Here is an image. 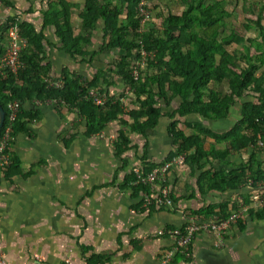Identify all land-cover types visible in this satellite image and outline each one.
<instances>
[{
    "label": "trees",
    "instance_id": "16d2710c",
    "mask_svg": "<svg viewBox=\"0 0 264 264\" xmlns=\"http://www.w3.org/2000/svg\"><path fill=\"white\" fill-rule=\"evenodd\" d=\"M84 0L81 14V29L73 36L71 25V9L69 0H57L56 10L43 13L42 28L53 27L54 34L61 48L73 59L91 63L95 56L105 46L117 51L111 73L124 83L127 92H131L139 107L128 112L124 111L118 98L107 97L99 105H95L90 96L91 89L103 88L113 85L112 78L107 80L98 71L91 80L70 72L64 68L61 71V84L59 86L45 83L50 76L51 66L46 63L43 53V41L45 40L42 30L36 31L30 24L21 23L19 26L21 36L26 39L27 47L22 52L21 61L23 68L16 74L9 71L0 72V106L5 112V120L0 130V143L10 128V137L16 138L23 134L30 140L34 136L27 126L30 123L39 122L42 118L39 106L47 102H56L67 109L75 110L79 118L85 121L83 136L91 138L105 129L111 121H118L120 129L117 131L114 151L116 157L131 149L130 141L123 127L129 126L130 131L145 138L140 157L142 163V178H146L153 171L154 164L148 160V142L146 131L157 126L163 117L162 103L167 106L174 99H179L178 108L167 114L170 120L175 115L185 117L198 116L205 120H222L229 115L230 109L236 102L245 96L249 89L259 90L255 95V102H244L240 109V118L233 126L223 133H213L198 123H186V133L178 128L176 120L167 126V134L172 141L173 150L166 156L163 163H169L176 155L187 156V165L192 172L198 171L196 187L200 193H219L237 191L248 183L252 190L264 186V161L258 158L257 141L264 139V70L256 76V72L264 66V55L258 60L250 58L248 64L240 71H236L233 57L226 51L220 54L217 61L214 58V49L221 38V33L226 29L224 19L228 14L216 4V8L207 3V0H186L187 7L181 15L169 14L164 20L167 39L156 38L150 34H139L140 26L139 4L141 0ZM4 6L11 4L6 0H0ZM53 7H51L52 9ZM125 12V13H124ZM125 16L122 19L121 16ZM13 24L14 20L9 19ZM102 23V46L98 52L90 49L91 38L97 23ZM261 31L262 50H264V30L257 21ZM245 28V27H244ZM0 59L5 53V39L7 31L0 30ZM244 35L234 29L233 35L225 40L224 45L241 44ZM4 43V44H3ZM141 51L147 56L142 59ZM147 62L151 72L141 74L135 67L137 62ZM136 68L137 77L133 75ZM140 71V70H139ZM52 80V79H51ZM227 82L229 90L217 99L206 95L208 86L212 83ZM10 101H18L19 109L15 119L9 121L8 104ZM36 103H39L37 105ZM164 106V107H165ZM55 112L61 118V112ZM131 122L129 123L128 120ZM77 135L63 131L61 142L65 150L69 149ZM210 138L215 144H224L222 149H216L214 145L205 148V141ZM262 140V139H261ZM263 142V141H262ZM10 145L13 143L10 142ZM250 148L247 160L241 164L233 165L227 162L231 153H237ZM11 167L0 169V173L8 181L15 176L23 179L31 177L34 170L42 165L40 160L29 167V171L22 172L20 160L9 150ZM224 163L222 168L212 167V162ZM203 161L208 162L210 169H203ZM128 163L121 160V167L113 173L112 179L101 185H93L88 196L94 191L115 187L119 192L131 190L138 193L134 183L140 180L138 174L130 172L125 180L117 182L118 172L127 167ZM141 187V186H140ZM173 205H177L178 199L170 195ZM247 205L248 199H243ZM153 202L147 208L148 215L157 211L176 213L172 208L165 206L155 209ZM143 203L133 206L137 212H144ZM235 202L223 201L190 211L192 216L202 218L218 217L227 219L233 211L237 210ZM251 219L264 220V207L251 212ZM86 224L84 223L81 233ZM173 226L163 229L164 236L174 230ZM240 229L243 226L240 225ZM123 233L117 235V244L120 245ZM75 244L81 252V257L86 264H104L109 261L106 255L96 254L91 246L81 245L78 239ZM130 244H134L131 240ZM191 249V244L189 246Z\"/></svg>",
    "mask_w": 264,
    "mask_h": 264
},
{
    "label": "rangeland",
    "instance_id": "374dc122",
    "mask_svg": "<svg viewBox=\"0 0 264 264\" xmlns=\"http://www.w3.org/2000/svg\"><path fill=\"white\" fill-rule=\"evenodd\" d=\"M6 1L11 6L7 7L0 3V30L4 29L6 33L10 26L17 25L19 27L22 22L30 24L36 31L42 30L44 37L46 35L48 39H46L47 43L45 40L43 41V53L48 59L46 53L53 51L49 41L53 39V32L51 27L42 28L43 13L56 10L57 0ZM98 2L101 3L100 0ZM206 2L215 8L216 4L220 3V7L228 14L224 19L227 25L226 29L221 33V38L214 49V58L217 61L220 54L226 51L233 57L236 71L240 72L248 64L250 58L258 60L262 56L261 52L264 55V50L261 47V31L257 26V21H259L264 30V0H207ZM69 3L72 6L71 23L76 32L81 23L84 0H69ZM144 5L150 12L149 18L143 21L142 13L139 10L140 26L138 33L150 34L166 40L165 18L169 14L181 15L187 7V2L186 0H144ZM51 7L53 8L51 9ZM121 18L125 19L126 17L123 15ZM9 19H13L14 23L11 24ZM234 29L244 35V41L238 45H224L225 40L233 35ZM101 46L102 23L98 22L93 31L90 49L98 52ZM116 60L117 51L105 46L91 63L77 64L78 74L86 80H91L94 74L100 71L101 76L107 80L112 78L113 85L91 89L90 96L95 105L102 104L107 97L118 98L124 111L128 112L137 109L139 105L134 95L125 90L123 81L112 75L111 68H113ZM263 70L264 66L256 72V76L260 75ZM151 71L152 69L146 61L142 62L137 70L143 75ZM60 79V70H55L50 72L45 83L59 86L61 84ZM228 90L227 82L212 83L208 86L206 95L211 96L212 99H217V97L226 94ZM258 92L259 90L254 92L253 89L246 91L245 96L240 98L230 109L226 119L205 120L194 115L185 117L175 115L173 120H176L178 128L186 133L188 132V128L184 126L186 123H198L213 133H223L238 121L242 104L247 101L255 102V94ZM158 104L163 105L162 113L164 115L159 119L157 126L146 131V140L149 144L147 157L149 162L155 165L153 171L148 175L151 179L142 178L140 172L142 170L140 157L145 138L132 133L129 126H124L123 129L131 142V149L125 151L118 158L114 151L117 131L120 129L118 121L109 122L104 130L91 138H85L83 136L85 121L79 118L75 110L57 105L56 102L43 104L55 122L59 118L60 129L56 135L47 134L46 137L49 138L40 136L35 142L36 145L33 148H37L36 155L42 157L43 162L39 168L35 169V173L31 177L28 179L12 178L5 182L12 191L11 194L15 196L13 204V212L15 211V213L12 216L16 218L13 226L17 232L16 241L20 250L30 253L37 252V250L34 251L36 246L39 251L43 252L45 240L51 238L53 252H56L62 242H69V235L76 237L79 226L83 223L80 218H84L87 223L95 225H99L103 221L108 222L110 218L124 220L123 213L130 210L131 204L137 205L139 202L143 203L144 212L135 213L132 211L133 226L128 233L135 235L138 234V228L146 227L147 231L143 232V235L146 241L151 242L153 239L161 238L157 236V233L163 231L167 226L165 224H173L175 225L174 228L182 226L192 216L189 212L201 205L204 206L205 202L211 205L226 199L232 200V202L240 198L242 201L248 199L245 197L247 195L241 197L238 192L217 196H212V194L200 195L201 197L199 196L197 199L193 197L192 194H198L195 184L198 171L192 172L189 169L187 156L176 155L169 163H163L166 156L173 150L172 141L166 131L167 126L173 120H170L167 114L178 108L179 99H174L167 106L162 101ZM56 109L60 110L61 118L53 111ZM47 120L51 119L47 118ZM126 120L128 119L126 118ZM128 122L131 121L128 120ZM62 131L77 135L67 150L60 144ZM261 139L264 143V139ZM48 141H50L49 144ZM14 142L11 143L14 144ZM204 145L206 149L211 145H214L216 149L224 147V144H215V141L210 138L205 141ZM11 147L12 145H10V150ZM250 151L231 153L226 160L233 165L241 164L246 161ZM257 151L258 158L264 161V155L259 150ZM121 160H125L128 165L118 172L117 182H122L126 175L135 172L140 178L138 182L133 184L138 188V193H133L131 190L120 193L115 188L108 187L96 190L88 196L87 194L93 185H101L112 179L114 171L121 167ZM203 163L202 170L210 169L211 165L213 168L220 169L224 164L218 161L212 162L211 165L206 161ZM166 166L167 169L164 170ZM24 168L29 170L30 167L27 165ZM170 195L179 200L177 205H173ZM248 195L250 196V194ZM77 200H79L78 203ZM153 202H156V210L165 206L169 210L174 208L176 213L169 214L157 211L148 215L146 210ZM240 225L243 226V229H240ZM196 237L194 238L196 239ZM222 237L220 249L213 248L214 239L210 240L209 238L204 247L208 248V252H254L251 253L253 256L243 259L249 260V264H258V257L254 255L257 252H264V220L257 221L246 214L237 222L230 223ZM166 245L168 244L166 243ZM166 247L161 250H167Z\"/></svg>",
    "mask_w": 264,
    "mask_h": 264
},
{
    "label": "crops",
    "instance_id": "0c3cea01",
    "mask_svg": "<svg viewBox=\"0 0 264 264\" xmlns=\"http://www.w3.org/2000/svg\"><path fill=\"white\" fill-rule=\"evenodd\" d=\"M70 13L72 14V9ZM81 26L82 23H80L76 32L72 26L73 36H76L79 33ZM46 28H49V26ZM51 28L53 32V39L49 41L51 42L50 48L53 51L50 53L49 52L46 53V57L49 59V60L46 59L47 61L46 63H49L51 66L50 72L55 70H60L61 72L62 69L66 68L70 72L78 74L77 64L83 62H81L80 59H73L61 48L59 41L54 34V28L53 27ZM46 39L47 38L45 35V43H47ZM38 108L41 112V116H42L41 120L39 122L30 123L27 126L28 130L32 132L34 139L30 140L25 135L19 134L15 138L14 140L15 142L11 147V152L21 162V169L23 173L29 171L28 169L24 168L25 166L36 164L40 160L43 162V158L37 157L36 155L37 148H33L35 147L36 145L35 142H37L38 138L40 136L46 137L47 134L56 135V133L60 129V123L58 120L59 118L56 117L57 121L55 122L52 119L53 116H51L50 112L44 108V105L42 106L40 105ZM53 111L55 112V110ZM47 118H50L51 120H47ZM239 118H240V113H239ZM62 132L60 134V144H62L61 142ZM49 142L50 141H48V144ZM249 150L250 148L242 151L249 152ZM13 178H21V177L15 176ZM6 181L7 180L4 178L3 174L0 173V217H1L0 218V255L6 261L7 264H86L81 257L80 250L75 244V239H78L81 245L91 246L94 250V253L108 256L109 261L104 264H158L161 256L166 251V250L162 251L161 249L170 245L166 247L167 250H169L172 248L174 244V240L168 237L156 238L153 239L151 242L146 241L143 235V232L145 233L147 231L146 227L138 228L139 230L138 234L135 235H133V233L129 234L128 232L133 226L132 225L133 212L140 213L135 211L133 209V206L135 205L131 204L129 207L130 210H126L123 213L124 220L110 218L108 222L103 221L101 224L95 225V224L87 223V221H85L84 218H80L83 221V223L81 226H79L76 237L69 235L68 236L70 238L69 242L67 241L62 242L56 252H53L52 249L53 242L51 238L45 240L43 252L39 251L36 248V246L34 248V251L37 250V252L30 253V252L22 251L19 249V245L16 241L17 232L15 227L13 226L14 221L16 220V218L12 216V214L15 213V211L13 212V204H14L15 196L11 194L12 191L5 184ZM195 184H196V180H195ZM235 192H238L239 195H241V197L243 195H247L245 197L249 198L248 194H250L251 196L253 190L246 185L241 187L237 191H226L222 193V195L232 194ZM197 193L198 194L196 193L192 194L193 197H195L196 199L200 195L201 196H205L207 194L210 195L212 194V196L221 195L219 193H214V192H209V193L207 192L202 194L198 191V189H197ZM79 200H77L76 202L78 203ZM239 200H241V198ZM239 200L234 202H238ZM224 201L232 202V200H227V199ZM206 206H208V203L205 202L204 206L201 205L200 207H206ZM84 223L86 224V227L81 233V229L83 228ZM165 225L173 226V227L175 226L173 224H165ZM119 233H123L124 235L121 237V241H120L121 243L118 246L116 239ZM196 236H197L196 239L194 238L195 240H193L191 246L192 249H190L189 255L184 256L181 253L177 254L172 264H249L250 261L244 260L243 258H248L249 256H253L251 255V253H254V252H208V248L204 246L207 245L208 238L210 240H213L212 235L207 233H201ZM131 240L134 242L133 245L130 244ZM166 243L168 245H166ZM254 256L258 257V264H264V252H257V254H255Z\"/></svg>",
    "mask_w": 264,
    "mask_h": 264
},
{
    "label": "built area",
    "instance_id": "2783aa9c",
    "mask_svg": "<svg viewBox=\"0 0 264 264\" xmlns=\"http://www.w3.org/2000/svg\"><path fill=\"white\" fill-rule=\"evenodd\" d=\"M139 10L142 13L143 21L149 18V10L144 5V0L140 1ZM5 53L0 60V72L9 71L12 74H16L18 70L23 68L21 61L22 52L27 47V41L21 36L20 29L17 25H12L7 30L5 39ZM142 59L147 56L146 52L141 51ZM140 62H137L135 67H138ZM133 75L137 77L136 68L133 70ZM39 105V103H36ZM18 101H10L7 108L9 111V121L12 122L19 109ZM15 139L10 137V128L6 130V133L0 143V169H6L11 167V161L9 156L10 142ZM257 149L262 155H264V143L258 139ZM167 169V166L164 170ZM148 179L149 176H147ZM247 186L250 187L248 183ZM251 188V187H250ZM249 203L246 205L242 199L235 202L238 205L237 210L230 213L227 219H219L218 217L202 218L191 216L185 224L169 230L167 235L174 240V244L171 249L166 250L161 256L158 264H172L177 254L181 253L184 256L189 255V246L192 243L194 237L201 233H207L212 235L214 242L213 247L220 249L223 241L224 231L230 223H235L242 219L244 215L251 212L260 210L264 207V186L258 187L257 190H253V193L248 198ZM158 237H163L164 232L159 231ZM0 264H7L6 261L0 255Z\"/></svg>",
    "mask_w": 264,
    "mask_h": 264
},
{
    "label": "water",
    "instance_id": "95a60500",
    "mask_svg": "<svg viewBox=\"0 0 264 264\" xmlns=\"http://www.w3.org/2000/svg\"><path fill=\"white\" fill-rule=\"evenodd\" d=\"M4 120H5V112H4L3 108L0 106V130L3 127Z\"/></svg>",
    "mask_w": 264,
    "mask_h": 264
}]
</instances>
